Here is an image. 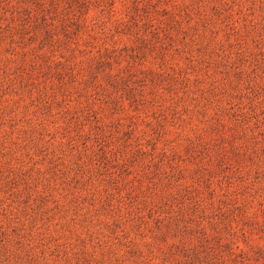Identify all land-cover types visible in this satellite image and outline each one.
Here are the masks:
<instances>
[{"label": "rangeland", "instance_id": "1", "mask_svg": "<svg viewBox=\"0 0 264 264\" xmlns=\"http://www.w3.org/2000/svg\"><path fill=\"white\" fill-rule=\"evenodd\" d=\"M0 264H264V0H0Z\"/></svg>", "mask_w": 264, "mask_h": 264}]
</instances>
